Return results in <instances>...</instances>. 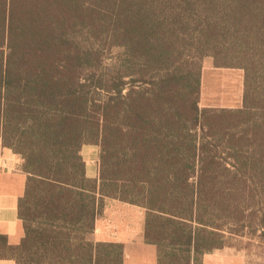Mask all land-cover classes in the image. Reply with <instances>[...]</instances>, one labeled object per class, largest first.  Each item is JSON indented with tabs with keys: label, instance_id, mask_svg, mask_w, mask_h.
<instances>
[{
	"label": "trees",
	"instance_id": "trees-1",
	"mask_svg": "<svg viewBox=\"0 0 264 264\" xmlns=\"http://www.w3.org/2000/svg\"><path fill=\"white\" fill-rule=\"evenodd\" d=\"M74 0H0V139L27 175L24 236L0 240L16 264H125L123 243L94 239L105 198L145 210L156 264H202L235 227L253 161L240 109L200 108V65L154 69L142 85L110 66L92 83L74 41ZM126 70L130 68L126 67ZM85 145L99 147L89 178ZM241 213V212H240Z\"/></svg>",
	"mask_w": 264,
	"mask_h": 264
},
{
	"label": "rangeland",
	"instance_id": "rangeland-1",
	"mask_svg": "<svg viewBox=\"0 0 264 264\" xmlns=\"http://www.w3.org/2000/svg\"><path fill=\"white\" fill-rule=\"evenodd\" d=\"M74 5L80 15L70 32L91 54L85 66L92 83L105 82L110 66L129 72L126 82L142 85L154 69L179 66L185 72L188 63H196L200 108L240 109L247 87L253 109L239 130L248 134L243 148L253 165L228 244L204 254L202 264H264V0H74ZM98 150L82 149L92 178ZM111 214L123 222V238L133 240L125 264H156V247L153 253L134 241L141 237L145 210L105 198L97 219Z\"/></svg>",
	"mask_w": 264,
	"mask_h": 264
},
{
	"label": "crops",
	"instance_id": "crops-1",
	"mask_svg": "<svg viewBox=\"0 0 264 264\" xmlns=\"http://www.w3.org/2000/svg\"><path fill=\"white\" fill-rule=\"evenodd\" d=\"M95 147H98L95 145ZM84 148V147H83ZM82 148V149H83ZM99 151V150H98ZM99 153V152H98ZM83 156V154H82ZM84 158V156H83ZM85 160V159H84ZM86 162V161H85ZM87 172V164H86ZM98 172V160L96 165V176ZM89 178H92L88 175ZM27 175L22 171L20 159L12 152L11 149L3 147L0 144V240H5V244L17 245L24 236L22 222L18 216V202L24 195L26 188ZM118 214H111L105 220H96L95 240L97 241H116L124 244L126 254L129 253V243L131 238H123V222L118 221ZM145 221V220H144ZM127 228L130 229V226ZM98 224L100 227H98ZM119 237V238H118ZM121 237V238H120ZM117 238V240H116ZM115 239V240H113ZM136 241L141 246L152 247L154 253V245L148 244L144 239V223L141 228V237ZM1 250V249H0ZM0 264H16L10 257H0Z\"/></svg>",
	"mask_w": 264,
	"mask_h": 264
}]
</instances>
